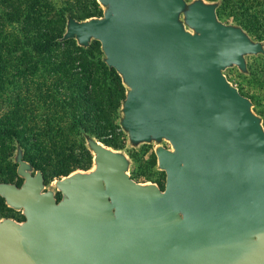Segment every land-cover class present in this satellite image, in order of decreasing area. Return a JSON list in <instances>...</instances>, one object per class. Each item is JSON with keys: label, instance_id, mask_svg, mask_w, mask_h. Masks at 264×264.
Masks as SVG:
<instances>
[{"label": "water", "instance_id": "95a60500", "mask_svg": "<svg viewBox=\"0 0 264 264\" xmlns=\"http://www.w3.org/2000/svg\"><path fill=\"white\" fill-rule=\"evenodd\" d=\"M97 1L60 41L101 44L127 89L119 124L131 147L157 144L165 187L85 133L93 168L48 189L17 142L23 183L0 196L24 219L0 220V264H264L263 118L225 74L249 75L264 41L221 20L220 1Z\"/></svg>", "mask_w": 264, "mask_h": 264}, {"label": "trees", "instance_id": "16d2710c", "mask_svg": "<svg viewBox=\"0 0 264 264\" xmlns=\"http://www.w3.org/2000/svg\"><path fill=\"white\" fill-rule=\"evenodd\" d=\"M208 1H220L221 20L231 19L255 40L264 41V0ZM55 2L0 0V96L5 84L13 94L20 89L14 108L0 113L1 182L11 183L18 176L14 162L17 142L24 149L25 159L44 173L46 184L75 171L90 169L91 150L87 144L78 146L74 136L85 140L87 133L117 149L113 141L106 139L109 135L106 130L111 127V112H118L121 118L127 91L121 77L104 62L103 52L99 57L94 54V48L101 47L98 41L88 48L80 47L76 40L60 41L66 32L68 14L80 21L101 16L99 4L95 0L89 9L68 4L58 7ZM56 51L60 53L54 57ZM249 75H258L264 82V67L255 73L250 70ZM18 76L27 86L24 90L27 95L18 86ZM37 79H44L45 85L36 83ZM30 85H37L36 92L54 112L38 128L29 123L30 111L22 109L32 92ZM10 150L14 154L10 155ZM22 183L21 179L17 185ZM12 211L0 196V219L10 218Z\"/></svg>", "mask_w": 264, "mask_h": 264}, {"label": "rangeland", "instance_id": "374dc122", "mask_svg": "<svg viewBox=\"0 0 264 264\" xmlns=\"http://www.w3.org/2000/svg\"><path fill=\"white\" fill-rule=\"evenodd\" d=\"M94 1L95 0H56L55 4L58 7L60 5L68 4L77 7H81V6L89 7V9H91L93 7L92 3ZM96 2L98 3L97 0ZM102 12L103 9L99 4L98 15H101ZM224 22L233 23L231 19L227 21L224 20ZM101 52L102 50L100 45L94 48V54L98 55V57L99 55L101 56ZM59 53H60L59 51L54 52L53 54L54 57H56V55H59ZM248 62H249V69L253 73H255L256 69L260 71L261 68L264 67L263 56L249 57ZM225 74L227 75L229 80L233 83V85L238 87V89L243 95L249 97L253 101L254 111L263 118V124H264V82L260 80V77L258 75L254 76V75L242 74L239 71V69L236 67L228 69L225 72ZM18 77H19L17 78V80L19 81L18 86L19 88H22L21 90L23 91V94L27 95L26 91H24L27 88V86L24 85L23 78L20 76ZM36 83H41L45 85L46 82H44V79H41L38 80ZM30 86L32 91L31 94L34 93V95L31 96L30 94V97L27 98L28 100L26 101V103H23L22 109H24L25 107L30 111L27 117L32 122L30 121L29 123H32L33 126L38 128L46 124L48 118H50L49 115H52L54 112L53 110L48 109V107H52V106L45 103L44 98H42V96L38 95V93L36 92L38 91L37 85H30ZM7 89L8 92L5 91ZM44 90H46V88ZM10 91L11 90L7 88V85L5 84L4 91L1 93L0 96V113H6L7 111H10L11 109L14 108L16 95L17 93L20 92V89L19 91H16L14 94L10 93ZM64 120L68 123L67 118H65ZM110 121H111V127H109L106 130L109 133V135L106 136V139H110L116 144V148H117L116 150L124 151L130 157V159L132 160V164L130 168V173L132 178L139 183L154 182L157 183L160 187L164 188L166 183V173L158 168V159L155 153V147L157 144L155 143L144 144L139 148H133L129 145L128 136L126 135V133L123 131V129L119 124L120 114L118 112H111ZM65 123H61V125L64 126ZM74 139L77 141L78 146H82V145L86 146L85 140H83L81 137L74 136ZM163 145L169 147V144L166 142H164ZM113 149L115 148L113 147ZM11 154H14L13 150H10V155ZM91 156H92V162L90 165L91 167L88 170H91L94 166V162H93L94 155L92 152H91ZM88 170H83V171H88ZM55 180L56 179L47 182L48 189L53 188ZM11 183L20 184L21 178L19 176H16L12 179ZM10 218L21 221L24 219V216L21 212L12 211L10 214Z\"/></svg>", "mask_w": 264, "mask_h": 264}]
</instances>
